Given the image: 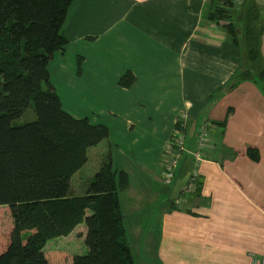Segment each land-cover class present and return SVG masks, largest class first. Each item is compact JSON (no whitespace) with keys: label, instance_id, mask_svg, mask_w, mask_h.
Here are the masks:
<instances>
[{"label":"crops","instance_id":"0c3cea01","mask_svg":"<svg viewBox=\"0 0 264 264\" xmlns=\"http://www.w3.org/2000/svg\"><path fill=\"white\" fill-rule=\"evenodd\" d=\"M208 2L74 0L63 28L69 45L54 57L61 54L70 90L83 85V103L121 121L116 127L130 137L127 152L158 154L185 115L189 153L176 176L188 175V192L159 213L158 229L146 237L148 245L155 242L157 264H253L264 258V86L255 77L264 66L262 29L255 65L207 20ZM249 64L256 71L229 90ZM224 119V127L213 124ZM202 127L207 140L196 163L191 153ZM248 148L258 151L257 162L247 157Z\"/></svg>","mask_w":264,"mask_h":264},{"label":"trees","instance_id":"16d2710c","mask_svg":"<svg viewBox=\"0 0 264 264\" xmlns=\"http://www.w3.org/2000/svg\"><path fill=\"white\" fill-rule=\"evenodd\" d=\"M73 3L0 0V206L8 207L13 220L0 240V264H135L119 197L129 186L128 173L107 162L84 195L71 193L72 178L87 163L88 150L110 135L108 126L65 110L51 82V61L69 45L63 28ZM251 7L245 16L256 17ZM238 11L233 0H209L207 20L220 25L235 45L245 42L246 58L256 65L260 32L247 37L250 31L243 26L238 32ZM251 71L256 70L240 69L228 89ZM255 77L264 86V66ZM30 108L37 119L15 124ZM246 155L259 160L256 149L248 148ZM81 224L87 230L86 254L45 251L48 241L68 237Z\"/></svg>","mask_w":264,"mask_h":264},{"label":"rangeland","instance_id":"374dc122","mask_svg":"<svg viewBox=\"0 0 264 264\" xmlns=\"http://www.w3.org/2000/svg\"><path fill=\"white\" fill-rule=\"evenodd\" d=\"M252 1L260 20H255V16L253 17V15L245 16V12L248 9H252V3L250 0H242V3L238 5V9H241L238 11L239 15L235 16L238 32H240V27L243 26L246 33L250 31L246 36L253 37L254 35H259L262 29L260 40L264 44V0ZM235 6L237 7L236 4ZM242 45L241 47H243L245 55H247L245 42ZM60 55L58 54L56 59L51 61L49 70L51 81L56 86V89H58L57 92L62 99L64 109L76 118L89 117L92 119V122L93 120L95 122V119H99L101 124H105L110 128L109 137L88 150L87 163L72 178L71 193L74 196L84 195L96 174L107 162H111L115 170L126 171L129 175L130 183L128 188L120 192L119 197L128 243L134 248L133 254L137 264H157V258L154 254V249L156 248L155 242L148 245L146 237L150 232L158 229L157 216H159V213L171 202L182 200V190L187 186L188 175L187 177L186 175L176 176L173 185L166 187L161 183V174L157 169L159 167L158 157L163 153L164 148H161L158 154L153 153V149L149 153H143L142 150H138L137 148H133L135 149L134 152H127V150H130L128 148L130 146V137H123L116 127L117 123L121 121L114 118V116L107 115V110H104L99 116V112H97L95 107L83 103L82 97L84 95L82 92L85 89L81 83L78 84V87L82 88L80 90L75 89L72 91L67 87V77L61 73L64 67L62 69L59 68V65L62 63L59 60L61 58ZM70 55L71 53L68 54L67 52L64 59L66 60ZM248 68L253 69L254 67H251L249 64ZM83 108H87V110ZM36 119L37 116L34 109L30 108L21 118L15 121V124L23 125ZM171 131L168 139L170 138ZM145 133V129L139 131V135ZM119 141L123 144L124 148L123 146L122 148L120 147ZM153 144L155 145L156 141ZM190 190L191 187L189 188ZM183 192L186 193L188 190H184ZM12 228L13 220L10 210L7 206H0V240ZM86 231L85 224H81L70 234L71 236L48 241L45 251L65 250L73 254L84 255L88 252V247L85 244Z\"/></svg>","mask_w":264,"mask_h":264},{"label":"built area","instance_id":"2783aa9c","mask_svg":"<svg viewBox=\"0 0 264 264\" xmlns=\"http://www.w3.org/2000/svg\"><path fill=\"white\" fill-rule=\"evenodd\" d=\"M233 1L237 6L242 3V0ZM185 126V115H181V118L176 122V126L171 131L166 148H164L163 153L158 157L159 167L157 169L161 174V183L166 187L173 185L181 157L184 153H189L185 148ZM206 140L207 129L202 127L197 137L198 150L191 153L196 163L202 161L201 150L206 144ZM253 264H264V258L254 260Z\"/></svg>","mask_w":264,"mask_h":264}]
</instances>
